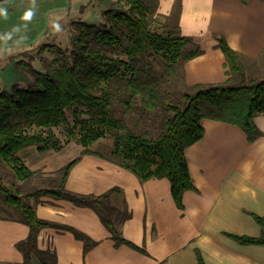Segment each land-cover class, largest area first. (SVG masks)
Instances as JSON below:
<instances>
[{"label": "trees", "instance_id": "trees-1", "mask_svg": "<svg viewBox=\"0 0 264 264\" xmlns=\"http://www.w3.org/2000/svg\"><path fill=\"white\" fill-rule=\"evenodd\" d=\"M156 2L115 0L111 7L101 11L104 23L71 22L70 49L43 43L35 54L23 51L19 58L18 55L12 58L16 82L8 91L0 90V161L13 172L16 182L7 185L0 178V198L14 210L4 218L28 227L27 237L15 245L22 254L21 264H32V257L40 264H57L54 251L38 247V233L43 228L71 232L76 239L84 241L85 250L94 244L69 226L39 218L31 200L43 196L94 210L116 245L144 251L121 236L119 227L130 213L123 202L122 210L114 205L122 197L118 188L99 196L67 191L65 183L71 168L79 161L76 158L55 172L59 183L55 178L50 182L51 187L23 192L17 181L30 179L36 172L20 160L21 150L34 146L39 153L58 152L75 141L82 147V155L98 154L90 150L92 144L111 135L113 150L109 160L142 181L167 180L171 197L181 208L183 194L195 190L185 151L203 137L202 120L233 125L243 131L249 142L261 136L254 118L264 114V78L248 79L241 56L222 36L214 38L231 74L227 81L196 86L193 91L168 101L162 92V76L146 63L145 57H159L165 75L175 81L180 77L183 82L180 66L203 51L192 38L180 36L167 27H158L162 32L153 28ZM45 51L51 52L52 58L40 59L43 65L40 70L33 62ZM113 84H120L126 91L122 99L125 111L139 103L145 112H162L156 134L144 129L135 131L129 128L124 116H114ZM181 86L186 85L183 82ZM57 129H64L66 139L56 138ZM250 215L260 228L258 237L227 236L242 245L264 246V215ZM198 263L204 264L200 256Z\"/></svg>", "mask_w": 264, "mask_h": 264}, {"label": "crops", "instance_id": "crops-1", "mask_svg": "<svg viewBox=\"0 0 264 264\" xmlns=\"http://www.w3.org/2000/svg\"><path fill=\"white\" fill-rule=\"evenodd\" d=\"M29 3L8 0L7 21L12 27L20 24L17 16ZM37 5L36 16L23 33L27 39L13 50L22 52L37 45L51 16L70 8L69 0H37ZM15 12L21 13L11 18ZM152 19L159 28L192 38L203 51L180 66L188 87L224 84L231 76L224 54L216 48L215 35L222 36L241 56L248 79H258L254 74L264 70V0H157ZM7 21L0 20V25ZM254 123L261 136L249 142L233 125L202 120L203 137L185 151L195 190L183 194L181 208L175 205L167 180L142 181L98 154L82 155L77 146L82 156L71 168L65 189L99 196L118 188L122 197L114 205L120 210L125 205L130 213L119 227L121 236L144 251L116 245L94 210L48 196L31 200L36 215L69 226L94 244L85 250L84 241L71 232L51 227L39 231L38 247L54 251L57 264H199L198 256L204 264H264V246L242 245L227 236L260 234L250 214L264 215V114L257 115ZM72 145L70 142L60 151L46 154L34 147L30 153L48 155L49 161ZM24 153L19 157L24 165L45 177H53L64 166L28 167L29 152ZM27 235L26 225L0 217V264L22 263L15 245Z\"/></svg>", "mask_w": 264, "mask_h": 264}, {"label": "rangeland", "instance_id": "rangeland-1", "mask_svg": "<svg viewBox=\"0 0 264 264\" xmlns=\"http://www.w3.org/2000/svg\"><path fill=\"white\" fill-rule=\"evenodd\" d=\"M21 1V0H20ZM115 0H69L70 8L64 10L61 14L58 13L51 16V23L53 20H58L64 27L65 33L62 36H53L51 33L50 25H48L47 30L44 34H40L38 38L37 45L33 46L32 48H27V50L23 51H30L35 54L36 48L40 44H55L63 49H70V36L72 35L71 32V22L80 20L82 22H86L88 24L100 25L104 23V18L101 14V11L109 8L113 5ZM62 4V3H61ZM81 7H84L83 11H81ZM21 12L23 9L20 10ZM21 12H15L11 18H15ZM44 13V12H42ZM21 15V14H20ZM20 15L17 16L19 19ZM56 20V21H57ZM19 22L21 23L20 19ZM10 20L4 26L0 25V32H4L10 30L12 28ZM153 28L157 29V31L162 32L163 30L158 29L154 23H152ZM39 32V28H38ZM43 33V32H41ZM33 50V51H32ZM22 51V52H23ZM20 50H12L11 53L7 51H0V90L8 91L11 85L16 82V74L15 69L13 66L12 57H16L20 54ZM29 53V52H28ZM19 58V55L17 56ZM17 58V59H18ZM24 60H27L26 57H21ZM52 58L51 52L45 51L38 59H35L33 65L43 70V65L40 63V59H45L49 61ZM146 63H150L158 74H160L163 78L162 82V92L168 99V101L172 99L178 98L185 92L193 91L194 87L188 86H181L183 82L180 81V77L178 80H174V78L165 75L161 63V59L159 57H145ZM255 78H263L264 77V70L256 72ZM112 87L115 88V95L116 99L113 101V111H111L114 116H124L127 119V123L129 128L134 129L135 131L150 130L153 134L157 133L158 128L160 127V122L162 118V112L160 110H155L152 112H145L141 110V106L139 103H135L131 105V109L129 111H125V107L122 105V99L125 96L126 91L124 90L123 86L120 84H113ZM112 110V109H111ZM71 118L69 117V120ZM56 138L59 140L66 139L64 134V129H57L54 130ZM72 146L68 147L67 149H63L57 156L54 155V159L46 161L48 155H34L30 152H34V146L27 147L26 150L28 151H21L18 153V157H23L24 152L28 153L27 165L28 167H39L41 165H48L51 167H58L61 165H66L70 161L81 158V154L79 152L80 146L75 141L71 142ZM81 147V146H80ZM82 148V147H81ZM91 151H95L98 153V156H102L109 160V154L113 150V139L111 135H107L104 138L100 139L96 143L92 144L90 147ZM54 152V151H53ZM51 153V152H49ZM46 154V153H44ZM52 154V153H51ZM114 160V159H113ZM112 161V159H111ZM115 162V161H113ZM43 173V172H42ZM41 172H36V175L27 179L23 182L17 181V185L21 188L23 192H29L34 189L38 188H47L52 180L56 178V183H59V175H54L53 177H45ZM0 178L3 182L7 185L15 183V177L13 172L0 161ZM50 178V179H49ZM52 186V185H51ZM14 210L9 208L7 205L4 204L2 199L0 198V217H8L7 214L12 215ZM34 264H40L37 258L34 259Z\"/></svg>", "mask_w": 264, "mask_h": 264}, {"label": "clouds", "instance_id": "clouds-1", "mask_svg": "<svg viewBox=\"0 0 264 264\" xmlns=\"http://www.w3.org/2000/svg\"><path fill=\"white\" fill-rule=\"evenodd\" d=\"M38 10L37 0H30L25 7L19 19L20 24L14 25L10 30L0 32V47L11 53L14 46H18L23 40L27 39L26 33L28 25L36 16ZM9 19L8 0H0V20L7 21ZM53 36H62L65 33L63 25L57 20L50 25Z\"/></svg>", "mask_w": 264, "mask_h": 264}]
</instances>
